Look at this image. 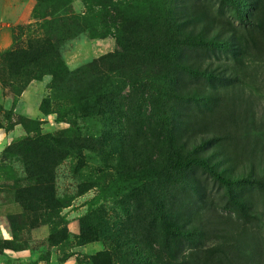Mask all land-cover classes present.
<instances>
[{
    "label": "rangeland",
    "instance_id": "374dc122",
    "mask_svg": "<svg viewBox=\"0 0 264 264\" xmlns=\"http://www.w3.org/2000/svg\"><path fill=\"white\" fill-rule=\"evenodd\" d=\"M239 2L247 24L226 0H0V49L52 32L67 70L87 77L80 89L58 92L45 74L24 99L0 82L2 122L11 125L1 131L9 142L0 154V218L10 238L0 237V264H238L221 233L239 222L230 217L241 216L235 198L264 190L169 162L179 147L197 144L218 172L241 169L240 149L225 139L234 109L226 89L264 74V0ZM169 18L189 36L230 40L228 49L180 50L181 61L217 78L163 75L154 46L164 44ZM108 54L117 56L101 58ZM256 84L264 93V81ZM8 112L33 122L16 124L18 134ZM37 133L60 135L68 149L54 167L55 209L24 210L17 198L35 178L23 145H14ZM82 230L90 241L82 242Z\"/></svg>",
    "mask_w": 264,
    "mask_h": 264
},
{
    "label": "trees",
    "instance_id": "16d2710c",
    "mask_svg": "<svg viewBox=\"0 0 264 264\" xmlns=\"http://www.w3.org/2000/svg\"><path fill=\"white\" fill-rule=\"evenodd\" d=\"M236 11L241 20L247 24L248 18L244 14L246 9L241 10L239 0H226ZM48 23V22H47ZM44 22L43 25L47 24ZM27 26L21 25L20 28ZM166 40L160 46H154V58L163 66V75L174 78L179 72H186L194 76H202L207 79L217 78L216 72L200 67H192L180 60V50L185 44H209L225 49L230 48L228 38L219 41L200 39L184 33L172 18L167 20ZM115 54H108L101 58L113 60ZM120 59V58H118ZM257 69V65H256ZM83 69L71 72L67 70L64 61L57 49V42L52 37V32H44L36 36H30L25 44H16L10 49H0V82L4 87H13L17 94L23 92L33 79H41L45 74L52 76L51 89L55 91H68L80 89V84L87 80L81 72ZM264 71V69H262ZM255 83L233 85L229 92L231 107V127H227L225 139L235 141L240 149L242 165L236 172L223 173L213 169L204 155L199 151V145L195 144L192 150H176L169 162L175 170H181L186 166L197 164L210 170L214 177L227 185L242 184L264 190V93L261 86L256 82L264 81V74H258ZM234 79L235 78L234 76ZM72 85V87L70 86ZM84 88V99L88 98V91ZM2 106L0 104V128L9 130L11 125L5 126L2 122ZM13 125L26 126L27 118L20 115L13 117ZM35 130H30L32 132ZM219 139L217 136L206 138L204 142ZM60 135L40 134L27 136L14 146L23 145L21 151L25 157V170L29 176L35 178L32 185L24 186L17 191V198L24 210L55 209L60 206L56 198L54 167L65 157L68 149L61 147ZM13 148V146H12ZM7 151V149H5ZM232 157V155H231ZM236 159V157H233ZM241 216H230L237 222L224 228L221 237L227 238L228 248H234V259L238 264H264V196L259 194L257 198H235ZM36 201V202H35ZM226 223H229L226 221ZM193 231L187 230V232ZM200 233L199 230H194ZM51 233V236L52 237ZM82 230L80 237L85 238ZM63 240L67 238L61 236ZM61 241V240H60ZM87 236L82 242H88ZM59 242V241H58Z\"/></svg>",
    "mask_w": 264,
    "mask_h": 264
},
{
    "label": "crops",
    "instance_id": "0c3cea01",
    "mask_svg": "<svg viewBox=\"0 0 264 264\" xmlns=\"http://www.w3.org/2000/svg\"><path fill=\"white\" fill-rule=\"evenodd\" d=\"M30 87H33V85H32V83L29 85V88H27L23 93H22V98L24 99V97H25V94H27L28 93V90L30 89ZM17 129H19V126L18 125H16L15 126V128L13 129V131H16ZM2 131V128H0V154H1V152H2V150L4 149V144H3V139L5 140V141H7V142H9V136H7V133H5V132H1ZM19 132H17L18 134H20V129L18 130ZM3 207H6V206H3ZM9 207H11V208H13V213H18V212H20V205L17 203V202H13V204L11 205H9ZM1 219L2 218H0V237H1V235H3V237L4 238H10V232H9V229L8 228H6L5 226H4V224L2 223V221H1ZM44 230V228H41V230L39 229V230H37V232L38 231H43ZM33 233H35V231L33 232ZM20 252L19 253H23L22 251H26V253L25 254H23L22 256L24 257V258H26V255H27V253L29 252V250L28 249H23V250H19ZM3 260V258L1 257V253H0V262Z\"/></svg>",
    "mask_w": 264,
    "mask_h": 264
}]
</instances>
